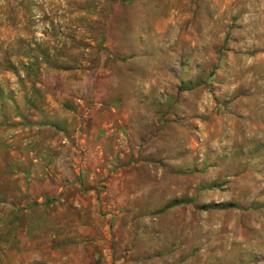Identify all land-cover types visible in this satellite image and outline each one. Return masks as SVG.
Masks as SVG:
<instances>
[{"label": "rangeland", "instance_id": "obj_1", "mask_svg": "<svg viewBox=\"0 0 264 264\" xmlns=\"http://www.w3.org/2000/svg\"><path fill=\"white\" fill-rule=\"evenodd\" d=\"M0 264H264V0H0Z\"/></svg>", "mask_w": 264, "mask_h": 264}]
</instances>
